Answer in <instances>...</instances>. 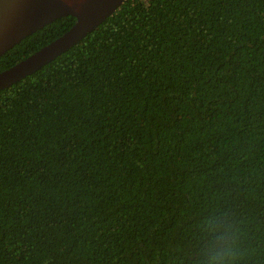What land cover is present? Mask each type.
Returning a JSON list of instances; mask_svg holds the SVG:
<instances>
[{
  "label": "trees",
  "instance_id": "trees-1",
  "mask_svg": "<svg viewBox=\"0 0 264 264\" xmlns=\"http://www.w3.org/2000/svg\"><path fill=\"white\" fill-rule=\"evenodd\" d=\"M0 264H264V0H125L0 90Z\"/></svg>",
  "mask_w": 264,
  "mask_h": 264
},
{
  "label": "water",
  "instance_id": "water-1",
  "mask_svg": "<svg viewBox=\"0 0 264 264\" xmlns=\"http://www.w3.org/2000/svg\"><path fill=\"white\" fill-rule=\"evenodd\" d=\"M124 1L97 0L85 13H81L65 0H0V56L46 24L67 15L76 18L60 36L0 71V90L32 74L80 42Z\"/></svg>",
  "mask_w": 264,
  "mask_h": 264
},
{
  "label": "bare ground",
  "instance_id": "bare-ground-1",
  "mask_svg": "<svg viewBox=\"0 0 264 264\" xmlns=\"http://www.w3.org/2000/svg\"><path fill=\"white\" fill-rule=\"evenodd\" d=\"M81 13H85L97 0H65Z\"/></svg>",
  "mask_w": 264,
  "mask_h": 264
},
{
  "label": "clouds",
  "instance_id": "clouds-1",
  "mask_svg": "<svg viewBox=\"0 0 264 264\" xmlns=\"http://www.w3.org/2000/svg\"><path fill=\"white\" fill-rule=\"evenodd\" d=\"M219 255H220L219 252H216V251H213V252H212V256H213V257H217V256H219Z\"/></svg>",
  "mask_w": 264,
  "mask_h": 264
}]
</instances>
